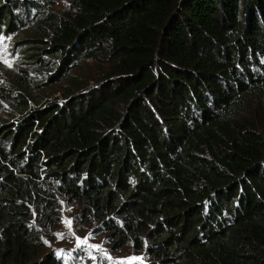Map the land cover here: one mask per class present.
<instances>
[{"label": "trees", "instance_id": "obj_1", "mask_svg": "<svg viewBox=\"0 0 264 264\" xmlns=\"http://www.w3.org/2000/svg\"><path fill=\"white\" fill-rule=\"evenodd\" d=\"M55 3L0 0V264H69L63 203L138 264H264V0Z\"/></svg>", "mask_w": 264, "mask_h": 264}, {"label": "rangeland", "instance_id": "obj_2", "mask_svg": "<svg viewBox=\"0 0 264 264\" xmlns=\"http://www.w3.org/2000/svg\"><path fill=\"white\" fill-rule=\"evenodd\" d=\"M70 1L56 0L55 10L57 12L68 10ZM16 40L17 37L0 36V79L5 76H14L15 70L22 67L19 51L16 49ZM73 74L89 79V83L99 78L98 68L91 61L84 62ZM82 80L80 78L78 81ZM63 86L62 84L43 89L41 104L62 101ZM11 116L6 109L0 111V121H14L16 118ZM249 119L264 135V107H258L255 103L251 107ZM60 218V225L43 238L45 253L52 251L69 264H138L140 262L138 258L131 255L129 250L112 251L102 236L92 235L88 229L81 226L75 220V209L72 205L62 204Z\"/></svg>", "mask_w": 264, "mask_h": 264}, {"label": "snow or ice", "instance_id": "obj_3", "mask_svg": "<svg viewBox=\"0 0 264 264\" xmlns=\"http://www.w3.org/2000/svg\"><path fill=\"white\" fill-rule=\"evenodd\" d=\"M69 224L71 223V222H68Z\"/></svg>", "mask_w": 264, "mask_h": 264}]
</instances>
